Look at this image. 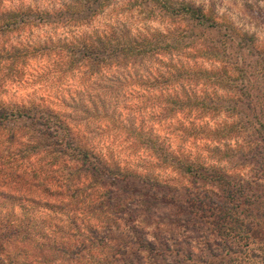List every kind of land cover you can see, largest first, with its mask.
Here are the masks:
<instances>
[{
    "label": "trees",
    "instance_id": "16d2710c",
    "mask_svg": "<svg viewBox=\"0 0 264 264\" xmlns=\"http://www.w3.org/2000/svg\"><path fill=\"white\" fill-rule=\"evenodd\" d=\"M83 2L54 11L29 7L2 10L1 83L22 79L21 66L31 56L41 53L40 50L54 49L63 72L83 66L92 73L112 64H135L167 54H188L192 65L170 62L165 69L139 81L145 90L155 92L152 99L158 121L184 113L196 112L199 118H204L221 112L229 121L234 119L232 124L222 127L218 124L213 129L201 126L196 128L198 132H213L215 136L209 140L219 142L220 128L230 135L246 132L250 137L249 132L251 134L254 124L258 123L263 133L258 132L256 138L259 140L255 141L264 146V45L256 44L252 34L220 22L211 10L184 0H128L131 7L137 8L146 18L161 19L171 29L148 36L129 37L112 31L58 43L52 40L38 44L8 43L12 30L79 23L89 20L104 6L103 0ZM198 59L210 62V68L197 65ZM198 86L202 89L196 91ZM219 87L225 90L222 96L218 93ZM169 90L174 91L169 93ZM15 122L19 125L17 133L12 135L16 148L11 150L10 163L3 159L7 154L0 152V187L8 188L0 190V195L21 206L30 203L46 214L40 217L43 222L38 230L32 228L35 223L30 216L20 219L10 214L0 219V264H18L16 258L28 250L27 240L31 234L33 237L39 235L36 249L43 258L54 256L53 261L65 258L74 264H147L148 258L153 264H166L167 255L160 250L170 249L171 240L181 246L187 239V234L174 236L168 229L161 230L162 226L170 228L188 221L187 214L177 215L170 210L176 196L179 198L178 191L185 189L187 195V187L140 175L112 158L101 157L49 105L36 101L0 103V129L10 131L9 124ZM192 126L183 127L188 137L195 134ZM136 139V148L148 149L160 164L188 178L189 187L202 188L208 184L210 192L220 191L224 174L220 167L197 163L183 154L170 152L164 141L142 127ZM15 159L21 164L13 161ZM117 180L128 181V189L114 188ZM135 180L152 189L171 190L175 197L168 203L149 192L151 189L145 191L134 186ZM123 226L130 228L141 249L109 238L113 231ZM145 233L150 238L143 237ZM11 242L22 244L14 254L7 249ZM141 250H146L145 254ZM179 250L177 247V253ZM25 255L22 264H32L27 263L29 256L22 254ZM38 260L32 262H42Z\"/></svg>",
    "mask_w": 264,
    "mask_h": 264
},
{
    "label": "rangeland",
    "instance_id": "374dc122",
    "mask_svg": "<svg viewBox=\"0 0 264 264\" xmlns=\"http://www.w3.org/2000/svg\"><path fill=\"white\" fill-rule=\"evenodd\" d=\"M184 1L207 11L211 10L220 22H227L232 27L252 34L256 44L264 45V0ZM71 3L84 2L0 0V12L10 8L26 7L54 11ZM103 3L104 6L98 9V13L89 20L79 23L45 26L26 31L12 30L8 35V43L38 44L48 40L57 42L84 36L96 37L112 31L117 35L125 33L129 37L148 36L156 31L164 32L168 28L171 29L168 23L161 19L146 18L137 8L131 7L128 0H103ZM40 51L42 52L31 56L21 66L24 72L22 79L5 80L6 82L2 83L0 81V103L36 101L49 105L63 116L83 141L101 157L112 158L121 166L136 170L140 175L157 177L159 180L187 187V195L185 189L178 191L179 198L176 196L170 210L177 215L187 214L188 221L170 228L161 227V230L168 229L170 235L187 234V239L181 246L171 240L170 249L160 250L167 255L166 264H264V146L255 141L259 140L256 138L258 132L263 133L262 128L258 123L254 124L252 133L249 132L250 137L246 132L239 136L230 135L220 128L218 142L209 140L215 136L213 132H198L196 128L207 126L213 129L218 124L221 127L232 124L234 119L229 121L224 113L220 112L214 117L206 115L204 118H199L196 112L189 115L184 113L159 122L156 116L157 108L152 99L155 92L145 90L139 82L149 74L165 69L170 62L192 65L188 54L182 56L176 53L167 54L135 64H112L92 73L88 67L83 66L71 72H63V65H60L57 56L54 55V49ZM198 64L205 69L210 68L208 61L198 59ZM198 89L202 87H196V91ZM218 93L222 96L225 90L219 87ZM262 119L264 120V117ZM224 121L229 123L224 124ZM18 125V122L10 123V131L0 129V152L7 154L3 159L9 163L10 155L13 154L11 150L16 148V141L12 135L14 132L17 133ZM191 125L197 134L195 131L193 136L188 137V132L183 127ZM141 127L145 131L150 130L153 135L164 141L170 152L176 155L183 154L197 163L220 167L224 172L220 180V191L210 192L208 184L202 188L192 185L189 187L188 178L176 173L173 168L160 164L148 149L136 148L138 143L136 137ZM13 161L21 164L16 159ZM1 179L0 175V181ZM127 182L117 180L113 187L120 190L128 189ZM133 185H138L145 191L151 189L149 192L164 198L168 203L172 202L170 198L175 197L171 190L152 189L137 180ZM133 185L131 187H134ZM0 190L6 191L8 188L0 187ZM23 205L0 195V219L10 214L20 219L23 216H30L33 218L31 222L35 223L32 228L38 230L43 222L40 217L46 212L33 208L30 203L25 202ZM44 227L46 229L45 225ZM129 229L128 226H123L113 231L109 238L117 243L126 242L128 247L141 249ZM143 237L150 238V235L145 233ZM38 239L39 235L33 237L31 234L30 240H27L28 250L24 252L29 256L27 263L52 264L54 256L43 258L39 255L36 249ZM17 242H11L7 247L8 250L14 251L13 254L22 246ZM177 247L181 249L178 253ZM141 252L145 254L146 250ZM22 254L19 253L16 258L18 264H22L23 257L26 258V255ZM33 259H40L42 262L33 263ZM53 262L74 264L65 258ZM147 264H153L150 258Z\"/></svg>",
    "mask_w": 264,
    "mask_h": 264
}]
</instances>
